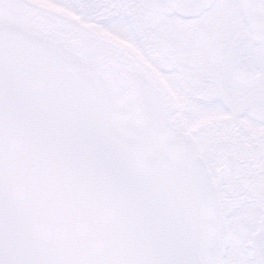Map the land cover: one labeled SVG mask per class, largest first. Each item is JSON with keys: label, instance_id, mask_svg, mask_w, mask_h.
<instances>
[{"label": "snow or ice", "instance_id": "1", "mask_svg": "<svg viewBox=\"0 0 264 264\" xmlns=\"http://www.w3.org/2000/svg\"><path fill=\"white\" fill-rule=\"evenodd\" d=\"M0 264H264V0H0Z\"/></svg>", "mask_w": 264, "mask_h": 264}]
</instances>
